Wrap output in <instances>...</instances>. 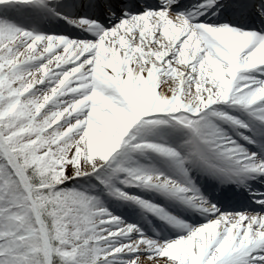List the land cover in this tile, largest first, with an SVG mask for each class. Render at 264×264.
Segmentation results:
<instances>
[{
	"label": "snow or ice",
	"instance_id": "obj_1",
	"mask_svg": "<svg viewBox=\"0 0 264 264\" xmlns=\"http://www.w3.org/2000/svg\"><path fill=\"white\" fill-rule=\"evenodd\" d=\"M0 264H264V0H0Z\"/></svg>",
	"mask_w": 264,
	"mask_h": 264
}]
</instances>
